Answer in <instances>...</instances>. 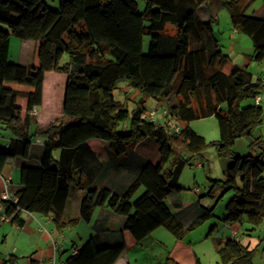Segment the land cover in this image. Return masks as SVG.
<instances>
[{
  "label": "trees",
  "instance_id": "trees-1",
  "mask_svg": "<svg viewBox=\"0 0 264 264\" xmlns=\"http://www.w3.org/2000/svg\"><path fill=\"white\" fill-rule=\"evenodd\" d=\"M57 1L53 9L46 0H0V129L12 136L7 147L0 146V172L9 159L27 160L33 139L39 138L43 148L38 165H22L16 202L0 203L4 214L16 223L21 211L52 214L61 226L69 192L81 190L79 217L68 221L71 226L78 220L90 222L94 210L105 206L125 217L124 230L132 243H141L163 226L175 238L166 260L199 264L183 236L211 212L202 211L185 227L176 215L184 204H174L173 212L167 201L182 189L177 178L183 166L213 145L228 160L223 179L213 180V185L219 182L234 191L223 220L261 221L264 140L253 138V131L264 123V108L253 98L264 78L252 80L222 53L211 19L203 21L197 14L207 0H146L142 11L134 0ZM228 9L232 27L252 41L250 58L264 61V19L244 14L233 3ZM168 25L174 27L172 36ZM144 35L149 36L145 53ZM12 36L32 41L28 66L9 60ZM59 79L60 110L45 116L46 89L55 96ZM121 81L143 96L131 110L114 100ZM144 97L177 118L181 132L169 135L167 120L146 118ZM207 116L216 118L219 135L210 143L189 127L190 121ZM241 137L249 141L244 154L233 149ZM145 138L157 146L155 163L144 162L121 190L98 184L102 163L92 141H104L112 156L121 158ZM216 244L219 264H252V250L233 236ZM126 245L122 233L110 245H98L90 237L65 261L113 264Z\"/></svg>",
  "mask_w": 264,
  "mask_h": 264
},
{
  "label": "rangeland",
  "instance_id": "rangeland-1",
  "mask_svg": "<svg viewBox=\"0 0 264 264\" xmlns=\"http://www.w3.org/2000/svg\"><path fill=\"white\" fill-rule=\"evenodd\" d=\"M134 1L138 11H142L146 0ZM46 3L53 9H57L58 7L57 0H46ZM229 3L235 4L246 15L264 18V0H225V2L224 0H207L198 8L197 14L203 21L211 19L213 35L222 53L228 55L238 67L249 72L252 75V80L264 78V61L256 62L250 58L253 53L251 39L232 27L228 9ZM144 24H148V22L144 21ZM174 32V27L168 25V34L172 36ZM21 41L23 40L14 36L11 37L9 44V58L11 60H16L19 50L18 46L22 43ZM148 43L149 36L144 35L142 43L144 53L147 52ZM21 48H23L22 54L24 58L31 57L28 45L24 44ZM45 78L46 82L52 80L51 76L47 74ZM60 83L61 79L58 80L59 87L56 95L53 97L47 95L50 91L46 89L47 94L42 108L45 116L56 115L60 110L62 93V84ZM113 95L116 102L123 104L129 110L133 109L143 97L138 89L130 87L124 81L118 83V88L114 90ZM152 105H155L157 108L160 107L154 99L144 97L143 106L146 118V110ZM189 127L201 135L208 143L218 139L217 120L214 116L192 120L189 122ZM257 137L264 140V123L254 129L253 138ZM239 139L235 146L233 144V149L238 154H244L249 149V141L244 137ZM240 141L243 142V145ZM32 142H34V139ZM143 142H145L144 146L147 152L145 158L151 162H155L158 155L156 144L149 138L144 139ZM54 155L56 156L57 152ZM126 158L130 159V155ZM36 160L33 156L29 160V163L39 164ZM223 160L225 163L222 165ZM196 162H200L202 165L198 166ZM227 162L226 158L217 155L213 145L207 146L200 158L194 159L189 164L183 166L177 178V183L182 189L172 192L167 203L173 212L175 211L173 209L174 204L191 203L190 206L183 210L185 219H190L191 214L200 205L206 211L209 210L211 212V215L207 219L193 229L186 230L183 236V240L190 244L196 254L199 264H219L216 240L225 239L232 235L242 245L252 250V264H264V217L257 224H252L246 219L242 222H225L223 220L226 205L234 195V191L231 189L225 190L219 182L213 185L212 181L223 179V170ZM195 187L198 188V191L194 190ZM141 191L142 188L138 193ZM199 201L200 203H198ZM155 231L153 235L160 242L151 240L152 238H146L147 240L145 239L140 245L135 246L136 250H131V256H136L138 259L135 264H174L166 260L167 252L175 241L174 236L163 226L158 227Z\"/></svg>",
  "mask_w": 264,
  "mask_h": 264
},
{
  "label": "crops",
  "instance_id": "crops-1",
  "mask_svg": "<svg viewBox=\"0 0 264 264\" xmlns=\"http://www.w3.org/2000/svg\"><path fill=\"white\" fill-rule=\"evenodd\" d=\"M21 42L20 46H18L19 50L16 60H11L10 58L9 60L28 66L31 57L24 58L22 54L23 48L21 47L24 44L28 45L32 54L33 43L31 40H23ZM11 138L12 136L8 131L0 129V146L7 147ZM143 140L134 145L128 154L130 155V159L126 158L128 155L114 158L104 141H92L91 145L95 156L102 163L98 184H105L113 190L124 188L135 176L140 166L144 162L149 161L145 158L147 152ZM239 140L237 139L234 142V146ZM42 151L41 141L39 138H36L32 142L27 160L12 158L5 163L0 172V194L5 188L9 193L15 194L20 183L22 165H38L33 164V162L30 164L29 160L34 156L39 163ZM223 163H225L224 160L222 161V165ZM196 165L202 164L196 162ZM194 190L198 191V188L195 187ZM82 198L83 192L81 190L69 192L61 226L57 225L52 214L43 216L27 211L20 212V223L13 222L4 214L0 204V264H51L52 259L65 261L72 254V247L81 246L90 237H95L98 245H110L119 240L120 233L123 234L127 245L113 264H135L138 259L136 256H131L130 254L131 250H136L135 246L140 245L146 238H152L151 240L160 242L153 235L157 227L141 243H132L127 231L124 230L125 217L110 211L105 206H99L94 210L90 222L86 223L78 220L75 225L71 226L68 221L79 217V206ZM190 204H182L183 207L176 210L177 217L185 227L190 225L199 213L205 211L204 207L200 205L191 214L190 219H185L183 210L190 206ZM233 237L235 238V236Z\"/></svg>",
  "mask_w": 264,
  "mask_h": 264
},
{
  "label": "built area",
  "instance_id": "built-area-1",
  "mask_svg": "<svg viewBox=\"0 0 264 264\" xmlns=\"http://www.w3.org/2000/svg\"><path fill=\"white\" fill-rule=\"evenodd\" d=\"M253 102L255 105H262L264 106V85L263 87L259 90V92L254 96ZM146 115L147 118L150 121H155V122H162L164 123L166 120L168 121L167 125V134H179L182 130V124L177 118L171 117L169 113L167 112L166 108L163 107H156L155 105H152L146 110ZM2 200H7L10 202L15 203L17 198L9 193V191L5 188L2 193L0 194V203ZM78 247H72V254H75L77 251ZM51 264H66V261L63 260H56L52 259Z\"/></svg>",
  "mask_w": 264,
  "mask_h": 264
}]
</instances>
